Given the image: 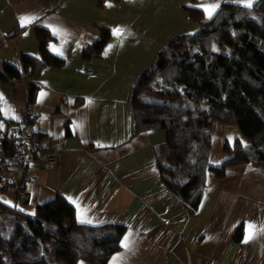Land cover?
I'll use <instances>...</instances> for the list:
<instances>
[{
    "label": "crops",
    "instance_id": "obj_1",
    "mask_svg": "<svg viewBox=\"0 0 264 264\" xmlns=\"http://www.w3.org/2000/svg\"><path fill=\"white\" fill-rule=\"evenodd\" d=\"M222 3L245 6V0H0V71L5 62L21 66L22 55L40 57L37 27L49 32L46 48L63 61L61 68L46 67L33 78L38 88L32 102L24 77L0 79V115L19 125L29 105L30 129L58 157L50 165L38 149L27 165V199L4 192L0 203L32 214L37 204L60 194L79 223L124 225L107 264H264V167L228 166L222 178L208 170L198 208L189 214L159 175L165 131H136L129 102L134 80L156 54L177 35L207 23L201 6ZM187 6L200 9L202 18L191 19ZM21 17L35 19L22 27ZM100 27L110 30L111 39L100 57L84 59L82 50L98 40ZM117 27L123 36L112 34ZM217 122L210 129L213 167L226 157L224 142L246 143L236 125ZM7 159L0 162V176ZM77 205L91 223L78 219ZM125 236L128 249L121 246Z\"/></svg>",
    "mask_w": 264,
    "mask_h": 264
},
{
    "label": "trees",
    "instance_id": "obj_2",
    "mask_svg": "<svg viewBox=\"0 0 264 264\" xmlns=\"http://www.w3.org/2000/svg\"><path fill=\"white\" fill-rule=\"evenodd\" d=\"M185 10L193 20L202 18L198 8ZM35 32L40 57L22 55L21 66L5 62L0 71L2 81L27 80L30 102L38 88L33 78L63 65L46 48L49 32L40 27ZM110 39V30L100 27L98 40L83 48L82 57H100ZM129 102L136 131H165L156 160L159 175L189 214L198 208L208 170L222 178L228 166L264 167V0L251 7L222 3L197 31L171 39L134 80ZM33 121L24 126L30 129ZM213 121L236 125L246 139L224 142L226 157L214 167L208 163ZM19 127L0 115L2 165L13 153ZM32 136L37 151L41 135L32 131ZM124 231L117 223L77 222L60 194L37 204L32 214L0 203V264H107Z\"/></svg>",
    "mask_w": 264,
    "mask_h": 264
},
{
    "label": "built area",
    "instance_id": "obj_3",
    "mask_svg": "<svg viewBox=\"0 0 264 264\" xmlns=\"http://www.w3.org/2000/svg\"><path fill=\"white\" fill-rule=\"evenodd\" d=\"M13 65L16 62L10 61ZM32 118L30 106H26L19 124L17 141L11 156L7 159L4 173L0 176V194L4 192H15L21 199H27L24 186L27 181V165L36 152L35 142L33 141L32 131L24 126L25 121ZM37 149L45 152V161L50 165L57 163V155L51 151L45 141H39ZM0 162L2 155L0 152Z\"/></svg>",
    "mask_w": 264,
    "mask_h": 264
},
{
    "label": "snow or ice",
    "instance_id": "obj_4",
    "mask_svg": "<svg viewBox=\"0 0 264 264\" xmlns=\"http://www.w3.org/2000/svg\"><path fill=\"white\" fill-rule=\"evenodd\" d=\"M245 6H246V7H251V6H252V0H245ZM217 7H218V5H215V4H213V5H202V6H201L202 10L205 12V14H206V16H207L208 18H211V16H212V15L214 14V12L216 11V8H217ZM33 19H35V18H34V17H21V18H20V24H21V26L23 27V26H25V25L31 23ZM52 31H53V34H57V30H56V29H53ZM25 34H27V33H25ZM112 34H113L114 36L121 37V36L124 35V30L121 29V28H119V27H117V28H114V29L112 30ZM49 47L51 48V50H52L53 52H55V53H57V54H59V55H62V54H63L62 52H60V50H59L58 48H56L55 45H49ZM111 48H112V45H108V49H106V51H105L104 54L106 55V54H107V51L110 50ZM39 95H40V98L42 99V98L46 95V93L42 91ZM0 99H3V97L0 96ZM38 102H39V101H38ZM88 103L90 104V103H92V101L89 100ZM69 199H71V198H69ZM71 202H72L73 204H76V201H74V200L71 201ZM77 210H78V212H77V214H78V219H80L81 222L91 223L90 220H89V221H86V220H84V219L82 218V217H83V214H82V212H80V210H79V205H77ZM247 227H248L249 230L253 228L252 225H248ZM250 238H251V234L249 233V234L246 235V237H245V242H246L248 239H250ZM121 246L124 247L125 249H128V248H129L130 243H129V237H128V236H125L124 239L121 241ZM115 259H116V258L114 257V260H115Z\"/></svg>",
    "mask_w": 264,
    "mask_h": 264
},
{
    "label": "rangeland",
    "instance_id": "obj_5",
    "mask_svg": "<svg viewBox=\"0 0 264 264\" xmlns=\"http://www.w3.org/2000/svg\"><path fill=\"white\" fill-rule=\"evenodd\" d=\"M148 98H150V97H148ZM151 99V98H150ZM201 108L203 109V108H205V105H201ZM216 122V121H215ZM218 123V122H217ZM236 128H237V126H236ZM232 134H231V132H230V136L229 137H233V136H231ZM210 150V149H209Z\"/></svg>",
    "mask_w": 264,
    "mask_h": 264
}]
</instances>
